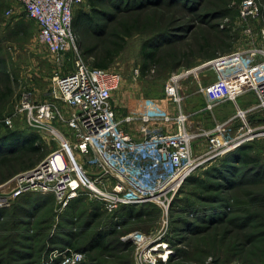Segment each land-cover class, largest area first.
I'll use <instances>...</instances> for the list:
<instances>
[{
	"label": "rangeland",
	"instance_id": "rangeland-1",
	"mask_svg": "<svg viewBox=\"0 0 264 264\" xmlns=\"http://www.w3.org/2000/svg\"><path fill=\"white\" fill-rule=\"evenodd\" d=\"M243 1L104 0L94 11L85 0L75 10L73 31L86 63L112 59L109 67L122 73L113 94L119 117L145 111L188 114V129L196 133L231 120L227 130L234 137L248 130L241 128L239 110L256 104V95L248 91L238 102L211 108L201 87L218 78L203 64L237 50L264 48V0H256L260 12L249 17L242 15ZM146 43L147 51H157L147 62ZM77 57L71 51L57 62L22 4L0 0V116L15 118L13 130L22 141L38 132L27 121L24 95L50 98L55 75L73 70ZM177 75L180 101L169 92ZM262 116L258 110L247 112L252 126H259ZM135 125L126 127L134 131ZM4 134L6 138L8 132L0 131V138ZM37 134L41 148L35 152L27 145L8 148L0 142V192L10 191L14 183L9 180L58 147L57 139ZM242 145L256 159L252 164L235 157L229 171L227 156L206 160L181 186L167 212L144 202L122 206L114 214L89 194L66 208L53 194L16 197L0 206V264H61L69 250L84 253L76 264H264V135ZM206 149L207 138L200 135L193 143L195 156ZM137 232L150 245L158 244L155 261L140 257L145 249L139 248Z\"/></svg>",
	"mask_w": 264,
	"mask_h": 264
},
{
	"label": "built area",
	"instance_id": "built-area-1",
	"mask_svg": "<svg viewBox=\"0 0 264 264\" xmlns=\"http://www.w3.org/2000/svg\"><path fill=\"white\" fill-rule=\"evenodd\" d=\"M18 1L25 15L37 22L39 40L57 62H63L71 51L78 57L73 70L55 75L50 98L24 95L22 107L29 125L45 138L57 139L59 145L40 163L9 180L14 186L8 192L1 190L0 206L26 193L38 192L53 194L61 208L89 194L114 214L123 205L144 202H154L167 212L181 186L206 160L219 159L264 135V48L237 50L203 64L218 74L216 80L201 87L209 107L225 101L238 102L248 91L256 95V104L239 110L244 117L241 128L248 130L232 137L227 130L230 120L196 133L188 129V114L171 116L145 111L118 116L113 94L123 81L122 73L89 65L76 43L75 10L85 0ZM259 12L256 0L243 1L244 17ZM179 77L173 78L175 83L169 92L180 101L176 84ZM252 110L263 114L259 126L247 120V112ZM134 122L136 129L128 130L127 124ZM15 125L13 116H0V130L14 129ZM200 135L206 136L207 149L195 156L193 143ZM135 238L139 248L145 249L140 257L155 261L158 244L150 245L142 232H137ZM83 258V252L69 250L61 264H76ZM162 258L167 260L168 256Z\"/></svg>",
	"mask_w": 264,
	"mask_h": 264
},
{
	"label": "trees",
	"instance_id": "trees-1",
	"mask_svg": "<svg viewBox=\"0 0 264 264\" xmlns=\"http://www.w3.org/2000/svg\"><path fill=\"white\" fill-rule=\"evenodd\" d=\"M103 1L104 0H90V3L93 6L94 11H98L97 5H99ZM83 15L84 14L82 12L79 13V17L82 18ZM88 21L90 23H93L94 22L93 17L91 16ZM146 45H147V43L143 45V49L142 50H143V55H144V57L146 59V62H147L148 60L150 61L151 59H153L156 56L157 51L156 50H149V51H147ZM111 61H112V59L111 60L109 59L107 61L105 60V61H102V62H97L96 65H94V66H96V67H102V68H109V65H110ZM12 130L13 129L3 130L5 132H8V134H7L6 138H5V135L6 134H4V135L1 136V138L4 137L3 139L0 138L1 139L0 142H2L1 146H5V147H8V148H14L17 145H27V147H28L27 149L30 150V151H34L35 152V151L40 150L41 146H39V145L36 144L37 140L39 139V134H37L38 132H33L31 134H28L26 136L28 139L25 140V141H22V138H21L22 136L21 137L18 136L19 133L16 132L15 130H13V131ZM0 131H2V130H0ZM244 145H246V144H244ZM244 145H242L241 147H238V148L234 149L233 151H231L228 154H226L223 157H221V158H224V157L227 156V163L225 164V166H226V168L229 171H232L233 170L232 169V165L233 164L230 163V161L234 160L235 157L239 158V156H244L243 161H245L246 163H249V164H252L256 160V159H254V157L250 156L247 152H245L246 150H243L244 147H245ZM1 149H3V148H0V150ZM29 195H32V194H26L24 196H29ZM79 197L75 198L74 200H78ZM74 200H72V201H74ZM125 206L126 207L127 206L129 207L131 205H123V207H125Z\"/></svg>",
	"mask_w": 264,
	"mask_h": 264
},
{
	"label": "crops",
	"instance_id": "crops-1",
	"mask_svg": "<svg viewBox=\"0 0 264 264\" xmlns=\"http://www.w3.org/2000/svg\"><path fill=\"white\" fill-rule=\"evenodd\" d=\"M225 102H227V101H225ZM223 103V102H222ZM221 104V103H220ZM253 106V105H252ZM189 119H190V117H189Z\"/></svg>",
	"mask_w": 264,
	"mask_h": 264
},
{
	"label": "bare ground",
	"instance_id": "bare-ground-1",
	"mask_svg": "<svg viewBox=\"0 0 264 264\" xmlns=\"http://www.w3.org/2000/svg\"><path fill=\"white\" fill-rule=\"evenodd\" d=\"M178 76H180V75H178ZM165 252V251H164Z\"/></svg>",
	"mask_w": 264,
	"mask_h": 264
}]
</instances>
